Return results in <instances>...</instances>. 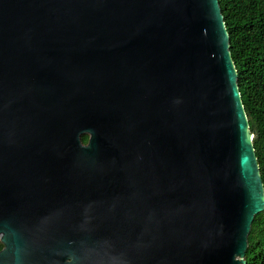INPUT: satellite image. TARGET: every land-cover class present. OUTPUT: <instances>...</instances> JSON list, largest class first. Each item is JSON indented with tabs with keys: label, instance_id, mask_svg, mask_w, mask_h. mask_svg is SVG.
<instances>
[{
	"label": "water",
	"instance_id": "obj_1",
	"mask_svg": "<svg viewBox=\"0 0 264 264\" xmlns=\"http://www.w3.org/2000/svg\"><path fill=\"white\" fill-rule=\"evenodd\" d=\"M235 80L217 0H0V264H244Z\"/></svg>",
	"mask_w": 264,
	"mask_h": 264
},
{
	"label": "trees",
	"instance_id": "obj_2",
	"mask_svg": "<svg viewBox=\"0 0 264 264\" xmlns=\"http://www.w3.org/2000/svg\"><path fill=\"white\" fill-rule=\"evenodd\" d=\"M217 2L264 193V0ZM243 259L264 264V209L253 216Z\"/></svg>",
	"mask_w": 264,
	"mask_h": 264
},
{
	"label": "flooded vegetation",
	"instance_id": "obj_3",
	"mask_svg": "<svg viewBox=\"0 0 264 264\" xmlns=\"http://www.w3.org/2000/svg\"><path fill=\"white\" fill-rule=\"evenodd\" d=\"M86 138H87V137H86ZM85 143H86V141H85ZM85 143L82 142V144H85ZM1 248H2V245H1V243H0V249H1Z\"/></svg>",
	"mask_w": 264,
	"mask_h": 264
}]
</instances>
